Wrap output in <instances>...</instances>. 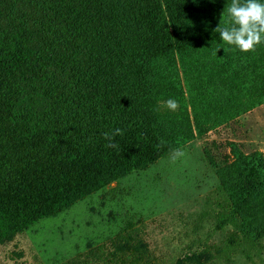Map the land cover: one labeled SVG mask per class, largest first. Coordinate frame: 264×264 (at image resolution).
I'll use <instances>...</instances> for the list:
<instances>
[{
  "label": "trees",
  "instance_id": "trees-1",
  "mask_svg": "<svg viewBox=\"0 0 264 264\" xmlns=\"http://www.w3.org/2000/svg\"><path fill=\"white\" fill-rule=\"evenodd\" d=\"M236 44L264 49V0H228ZM225 40L203 0H0V247L105 186L144 171L223 120L264 101L231 72L209 91L168 75L207 62L227 70ZM215 69V68H214ZM228 72V71H227ZM174 102L178 114L163 110ZM190 109V113L188 112ZM221 169L238 234L264 215V157L231 144ZM224 249L176 264H212ZM62 264H155L132 223Z\"/></svg>",
  "mask_w": 264,
  "mask_h": 264
},
{
  "label": "rangeland",
  "instance_id": "rangeland-1",
  "mask_svg": "<svg viewBox=\"0 0 264 264\" xmlns=\"http://www.w3.org/2000/svg\"><path fill=\"white\" fill-rule=\"evenodd\" d=\"M203 2L210 25L225 40L223 61L228 68L207 62L184 68L174 61L168 75L187 95L197 89L227 91L228 87L219 85L237 71L263 93L264 49L237 46L228 0ZM163 110L179 113L174 102L166 103ZM193 133L190 142L146 170L105 186L1 246L0 264H62L84 254L89 246L106 243L127 223L139 229L155 264H176L188 253L224 249L231 237L235 243L215 256L212 264H264V215L255 217L246 235L221 222L229 202L219 178V171L233 162L231 144L244 154L259 152L264 157V101L203 135Z\"/></svg>",
  "mask_w": 264,
  "mask_h": 264
}]
</instances>
